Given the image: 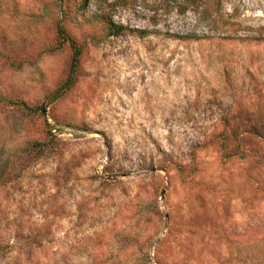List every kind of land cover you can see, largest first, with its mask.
Returning a JSON list of instances; mask_svg holds the SVG:
<instances>
[{
    "label": "rangeland",
    "instance_id": "rangeland-1",
    "mask_svg": "<svg viewBox=\"0 0 264 264\" xmlns=\"http://www.w3.org/2000/svg\"><path fill=\"white\" fill-rule=\"evenodd\" d=\"M0 264H264V0H0Z\"/></svg>",
    "mask_w": 264,
    "mask_h": 264
},
{
    "label": "trees",
    "instance_id": "trees-1",
    "mask_svg": "<svg viewBox=\"0 0 264 264\" xmlns=\"http://www.w3.org/2000/svg\"><path fill=\"white\" fill-rule=\"evenodd\" d=\"M106 28H107L109 36H119L123 33L135 32V31H132L131 29H129L127 27L117 26L116 24H114L111 21L106 22ZM61 32L64 33V31H61ZM62 41L64 43L69 42V38L67 37V35L65 38L62 39ZM76 49L77 50H75L76 53H75V58H74L73 64H72V70L68 76V79L64 82V85L55 93V100L60 98L65 93V91L68 88H70L74 83V79L76 76L75 74H76V71L78 70V58L81 54L80 50H78V48H76ZM14 104L19 106L24 112L27 110L29 113H33L34 115H36L39 111L42 112L41 109L38 107L30 108L24 101H16V102H14Z\"/></svg>",
    "mask_w": 264,
    "mask_h": 264
}]
</instances>
